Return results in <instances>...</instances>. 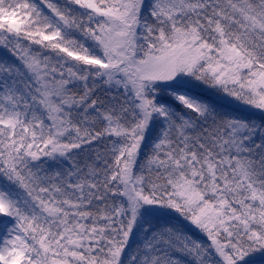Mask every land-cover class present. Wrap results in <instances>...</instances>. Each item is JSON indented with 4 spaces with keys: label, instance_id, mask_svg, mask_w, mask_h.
<instances>
[{
    "label": "snow or ice",
    "instance_id": "1",
    "mask_svg": "<svg viewBox=\"0 0 264 264\" xmlns=\"http://www.w3.org/2000/svg\"><path fill=\"white\" fill-rule=\"evenodd\" d=\"M0 48V264H264V0H0Z\"/></svg>",
    "mask_w": 264,
    "mask_h": 264
},
{
    "label": "rangeland",
    "instance_id": "2",
    "mask_svg": "<svg viewBox=\"0 0 264 264\" xmlns=\"http://www.w3.org/2000/svg\"><path fill=\"white\" fill-rule=\"evenodd\" d=\"M63 2V0H61V3ZM101 95H103V93H101ZM255 111V110H254ZM154 132H150L149 136L146 138L145 143L148 141L149 137L151 135H153ZM144 149V148H143ZM76 151V150H74ZM178 223L184 228V230L186 232H188L189 234H191L192 236H194L197 239H205L202 234L199 233V231L197 229H195V227L193 225H191V223L187 220H183V218H179L178 219Z\"/></svg>",
    "mask_w": 264,
    "mask_h": 264
},
{
    "label": "trees",
    "instance_id": "3",
    "mask_svg": "<svg viewBox=\"0 0 264 264\" xmlns=\"http://www.w3.org/2000/svg\"><path fill=\"white\" fill-rule=\"evenodd\" d=\"M4 51V49H2V48H0V53L1 52H3ZM154 135H155V133H153V136L152 137H154ZM150 145V144H149ZM144 153H148V152H150V147H147L146 148V150L145 151H143ZM45 159V161L47 162V163H51L50 161H47V158H44ZM65 166H67V165H65Z\"/></svg>",
    "mask_w": 264,
    "mask_h": 264
}]
</instances>
